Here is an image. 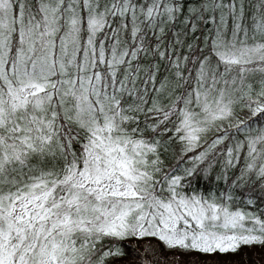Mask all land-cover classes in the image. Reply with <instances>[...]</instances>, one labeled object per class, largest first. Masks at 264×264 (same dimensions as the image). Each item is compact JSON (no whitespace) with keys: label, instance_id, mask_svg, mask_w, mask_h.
Listing matches in <instances>:
<instances>
[{"label":"snow or ice","instance_id":"obj_1","mask_svg":"<svg viewBox=\"0 0 264 264\" xmlns=\"http://www.w3.org/2000/svg\"><path fill=\"white\" fill-rule=\"evenodd\" d=\"M0 264H264V0H0Z\"/></svg>","mask_w":264,"mask_h":264}]
</instances>
